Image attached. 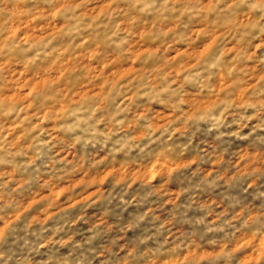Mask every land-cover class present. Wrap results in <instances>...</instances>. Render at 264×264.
Here are the masks:
<instances>
[{"label":"clouds","instance_id":"1","mask_svg":"<svg viewBox=\"0 0 264 264\" xmlns=\"http://www.w3.org/2000/svg\"><path fill=\"white\" fill-rule=\"evenodd\" d=\"M0 264H264V0H0Z\"/></svg>","mask_w":264,"mask_h":264}]
</instances>
